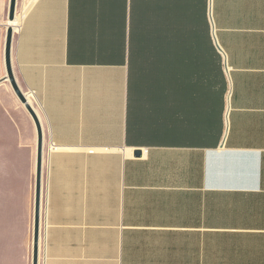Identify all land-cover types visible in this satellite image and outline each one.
Listing matches in <instances>:
<instances>
[{"label":"crops","instance_id":"crops-1","mask_svg":"<svg viewBox=\"0 0 264 264\" xmlns=\"http://www.w3.org/2000/svg\"><path fill=\"white\" fill-rule=\"evenodd\" d=\"M0 0V264H264V0ZM43 229V230H42Z\"/></svg>","mask_w":264,"mask_h":264},{"label":"water","instance_id":"water-1","mask_svg":"<svg viewBox=\"0 0 264 264\" xmlns=\"http://www.w3.org/2000/svg\"><path fill=\"white\" fill-rule=\"evenodd\" d=\"M17 0H11L9 18L13 21L16 18ZM13 28H9L7 32L5 61L7 67V78L10 80L13 89L19 100L25 105L31 116L33 117L39 135V147L37 153V174L35 188V226H34V244H33V264H40V242H41V220H42V197H43V174H44V150H43V132L40 125L38 115L34 108L30 105L26 95L18 86L12 68V42Z\"/></svg>","mask_w":264,"mask_h":264},{"label":"rangeland","instance_id":"rangeland-1","mask_svg":"<svg viewBox=\"0 0 264 264\" xmlns=\"http://www.w3.org/2000/svg\"><path fill=\"white\" fill-rule=\"evenodd\" d=\"M44 158H45V153H44ZM45 179H46V170H45V162H44V174H43L44 185H43V197H42V228H43V212L45 208ZM43 255H44V247H43V235H42L41 242H40V264H42Z\"/></svg>","mask_w":264,"mask_h":264},{"label":"bare ground","instance_id":"bare-ground-1","mask_svg":"<svg viewBox=\"0 0 264 264\" xmlns=\"http://www.w3.org/2000/svg\"><path fill=\"white\" fill-rule=\"evenodd\" d=\"M14 21V20H13Z\"/></svg>","mask_w":264,"mask_h":264}]
</instances>
